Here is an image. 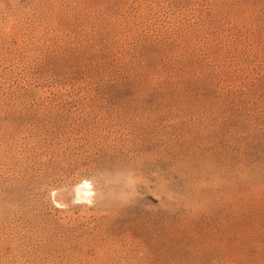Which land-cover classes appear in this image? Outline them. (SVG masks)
<instances>
[{"label": "rangeland", "instance_id": "obj_1", "mask_svg": "<svg viewBox=\"0 0 264 264\" xmlns=\"http://www.w3.org/2000/svg\"><path fill=\"white\" fill-rule=\"evenodd\" d=\"M0 264H264V0H0Z\"/></svg>", "mask_w": 264, "mask_h": 264}, {"label": "bare ground", "instance_id": "obj_2", "mask_svg": "<svg viewBox=\"0 0 264 264\" xmlns=\"http://www.w3.org/2000/svg\"><path fill=\"white\" fill-rule=\"evenodd\" d=\"M82 186L89 187V184L87 182H83ZM81 187L79 188V192L83 195L84 199H88V195L90 193L88 188Z\"/></svg>", "mask_w": 264, "mask_h": 264}]
</instances>
